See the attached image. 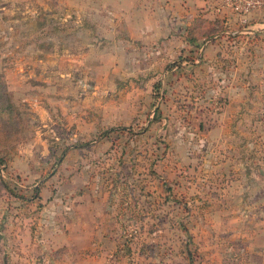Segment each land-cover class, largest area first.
Returning a JSON list of instances; mask_svg holds the SVG:
<instances>
[{
  "label": "rangeland",
  "instance_id": "1",
  "mask_svg": "<svg viewBox=\"0 0 264 264\" xmlns=\"http://www.w3.org/2000/svg\"><path fill=\"white\" fill-rule=\"evenodd\" d=\"M181 1L0 0V264H264V11Z\"/></svg>",
  "mask_w": 264,
  "mask_h": 264
},
{
  "label": "trees",
  "instance_id": "2",
  "mask_svg": "<svg viewBox=\"0 0 264 264\" xmlns=\"http://www.w3.org/2000/svg\"><path fill=\"white\" fill-rule=\"evenodd\" d=\"M220 22V21H219ZM217 22V23H219ZM201 23H206L210 26H213L215 22L208 20L203 17H199L192 22V27L188 29V36H186L187 41L194 43L199 37L207 38L212 37L213 32L208 33L202 32ZM200 34L199 37H195V34ZM22 120L21 116L10 99L7 85L3 76L0 74V152L6 151L7 145L11 146L21 134ZM6 148V149H5ZM5 160L0 157V163H3ZM8 190H11L6 186ZM192 262V261H191Z\"/></svg>",
  "mask_w": 264,
  "mask_h": 264
},
{
  "label": "built area",
  "instance_id": "3",
  "mask_svg": "<svg viewBox=\"0 0 264 264\" xmlns=\"http://www.w3.org/2000/svg\"><path fill=\"white\" fill-rule=\"evenodd\" d=\"M214 9L217 12L230 9L238 14L247 15L264 11V0H221Z\"/></svg>",
  "mask_w": 264,
  "mask_h": 264
},
{
  "label": "crops",
  "instance_id": "4",
  "mask_svg": "<svg viewBox=\"0 0 264 264\" xmlns=\"http://www.w3.org/2000/svg\"><path fill=\"white\" fill-rule=\"evenodd\" d=\"M193 1H194V3H193ZM181 2L182 3L186 2V4H184V6L181 7L182 9L193 11V12H195V14L197 13L196 11L199 10L200 8H203V7L205 9L215 8L219 4L218 0H183ZM194 4H196V5H194ZM196 16L194 17L195 19L199 18V17L206 18L204 16H198V17H196ZM195 19H193L191 22H193ZM256 25H259V27H256ZM253 28L258 29L260 32H264V24H260L257 22V23L251 24V26H249L248 29L251 30V32H253Z\"/></svg>",
  "mask_w": 264,
  "mask_h": 264
}]
</instances>
